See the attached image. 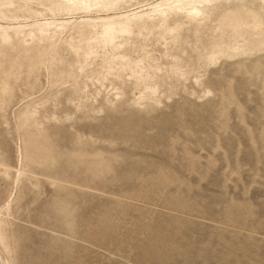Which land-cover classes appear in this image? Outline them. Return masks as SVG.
Segmentation results:
<instances>
[{"label": "rangeland", "instance_id": "374dc122", "mask_svg": "<svg viewBox=\"0 0 264 264\" xmlns=\"http://www.w3.org/2000/svg\"><path fill=\"white\" fill-rule=\"evenodd\" d=\"M66 1L0 5V264H264V0Z\"/></svg>", "mask_w": 264, "mask_h": 264}, {"label": "bare ground", "instance_id": "6f19581e", "mask_svg": "<svg viewBox=\"0 0 264 264\" xmlns=\"http://www.w3.org/2000/svg\"><path fill=\"white\" fill-rule=\"evenodd\" d=\"M5 0H0V5H3V2ZM120 0H67L66 3L71 5H84L86 7L85 10H90L92 6L100 8L104 7L106 8L109 2H116ZM126 1V0H124ZM188 0H158L156 2L148 3V1L144 2L145 4L138 6L136 8H131L128 10H123L116 12V10H104V11H98L95 10L84 12L85 14H92L96 16H83L75 19H69L71 21L63 22L59 25H65L66 24H84L85 29L89 32V34L95 35L93 38H100L104 43L107 45L109 43H113L116 39V36L119 34H129L131 32V25L138 26L137 21L143 17L144 15H151L155 12H165L167 9H171L173 7H180V9L186 8L188 10V13L190 16L197 17L198 15H201V11H199L194 3L196 1H191L190 3L185 4V2ZM16 2V1H15ZM92 2L93 5L90 4ZM263 2V1H262ZM19 4V3H18ZM105 5V6H103ZM115 5V4H114ZM239 6V5H238ZM115 12V13H114ZM232 12V11H231ZM230 12V13H231ZM252 12V11H251ZM232 14V13H231ZM228 15V14H227ZM242 15V14H241ZM40 16V15H39ZM109 16H117L112 19H107ZM156 17V16H155ZM226 17V16H225ZM190 18V17H189ZM153 19V18H152ZM232 19V18H231ZM1 20V19H0ZM41 20V19H40ZM77 20V21H76ZM57 21L56 19H42V21H32L34 24H38L39 22H42V25L50 26L53 25L54 22ZM161 21V20H160ZM163 21V20H162ZM31 22V21H30ZM34 24H31L32 26ZM55 26H58L56 24ZM152 26V25H151ZM162 27V26H161ZM259 28V27H258ZM26 29V28H25ZM264 30V29H263ZM43 30L41 28H38V32H42ZM49 31V30H47ZM56 30H53L55 33ZM255 31V30H254ZM35 32L33 28H29L28 30V37L29 39H26L25 42L30 41L34 36ZM50 32V31H49ZM70 32V31H69ZM146 32V31H145ZM60 33V32H59ZM49 34V33H48ZM56 35V34H55ZM259 35V34H258ZM55 37V36H53ZM70 38V37H69ZM68 38V39H69ZM79 38V37H78ZM49 41V40H48ZM85 41V40H84ZM94 41V40H93ZM70 42V41H68ZM78 42V41H77ZM51 43V42H50ZM67 43V42H66ZM71 43V42H70ZM84 43V42H83ZM67 46V44H66ZM70 46V45H69ZM132 46V45H131ZM34 47V46H33ZM75 47V46H74ZM77 47V46H76ZM239 47V46H238ZM16 48V47H15ZM32 48V47H31ZM30 48V49H31ZM33 49V48H32ZM31 49V50H32ZM35 49V48H34ZM70 49V47H69ZM76 49V48H75ZM24 50V49H23ZM27 50V49H26ZM25 50V52H26ZM35 51V50H34ZM71 51V50H70ZM77 51V49H76ZM89 51V50H88ZM74 52V51H73ZM15 53V52H14ZM33 53V52H32ZM90 53V52H89ZM96 53V52H95ZM27 54V53H26ZM74 54V53H72ZM3 56V55H2ZM21 56V55H20ZM35 56V55H34ZM85 57V56H84ZM87 57V56H86ZM75 58V56H74ZM216 59V58H214ZM15 60V59H14ZM93 60V59H91ZM77 61V60H76ZM140 61V60H139ZM137 62V60L135 61ZM19 63V62H18ZM138 63V62H137ZM12 64V63H11ZM85 65V64H84ZM120 65V64H119ZM86 66V65H85ZM108 66V65H106ZM81 68V67H80ZM139 70V69H138ZM2 76V75H1ZM132 77V76H131ZM98 79V78H97ZM2 81V80H1ZM3 83V82H2ZM141 92V91H140ZM17 181V180H16ZM19 182V181H18ZM17 185V184H16Z\"/></svg>", "mask_w": 264, "mask_h": 264}]
</instances>
